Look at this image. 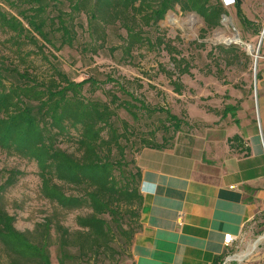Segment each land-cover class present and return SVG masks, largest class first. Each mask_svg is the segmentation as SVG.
<instances>
[{
    "label": "rangeland",
    "instance_id": "1",
    "mask_svg": "<svg viewBox=\"0 0 264 264\" xmlns=\"http://www.w3.org/2000/svg\"><path fill=\"white\" fill-rule=\"evenodd\" d=\"M48 1L50 6L46 3ZM242 3L251 18L256 16L258 20L260 29L258 27L255 41L251 35L257 33V27L243 26L235 5L222 16L219 27L208 29L197 13H184L177 4L156 26H144L141 36L145 41L129 52L128 33L123 24L107 25L104 42L103 38H98L102 31L92 33L88 13L74 11L72 0H46L45 11L40 13L36 0H0V10L21 19L30 32L20 36L0 25V65L22 73L29 72L39 82L48 81L56 69L73 82H94L84 86L82 95L89 101L107 103L115 111L114 124L123 136L120 142L126 150V157L121 160L115 150L114 160H120L126 170L135 172L134 161L145 146L144 139L171 142L178 133L198 128L192 116L198 115L208 99L215 98L211 94H215L217 86L239 82L243 72L247 77V69H251L250 74L254 76L264 41V0H242ZM22 12L49 20L46 29L51 34V44L32 32L23 20ZM61 12L65 25L71 30L72 45L65 43L68 39L63 37L61 24L56 19ZM128 22L134 24L131 16ZM219 33L230 38L238 34L241 42L227 43L218 38ZM235 47L238 49L233 50ZM239 52L245 53L250 60ZM182 70H188V73H181ZM14 81L13 77L6 79L8 86ZM174 82L183 84L181 93L175 90ZM114 97L119 99L117 103H114ZM169 114L182 121L179 131H175V122L169 120ZM104 136L108 138V130ZM79 138V133L71 130L70 135L59 136L57 145L80 158ZM58 184L69 195L81 193L75 187ZM0 186H3L2 205L14 218L18 231L32 233L31 239L36 243L41 240L46 225L52 224L53 237L49 247L52 264H60L64 256L57 224L69 230V244L65 247L67 264H120L129 259L131 247H127V236L117 227L120 224L126 230L136 228V219L126 206L121 207L117 221L109 215L103 217L114 234L110 247L91 251L82 249L75 242L83 230L77 218L90 211L67 212L46 199L35 161L0 148ZM224 259L222 264H264V228L251 225L241 248ZM13 261L0 242V264H14Z\"/></svg>",
    "mask_w": 264,
    "mask_h": 264
},
{
    "label": "trees",
    "instance_id": "2",
    "mask_svg": "<svg viewBox=\"0 0 264 264\" xmlns=\"http://www.w3.org/2000/svg\"><path fill=\"white\" fill-rule=\"evenodd\" d=\"M6 2L13 0H4ZM18 1V0H16ZM22 1V0H21ZM38 2L37 12L45 11L44 1ZM73 9L86 11L89 15L92 33L99 34L105 42V27L120 22L127 29V47L130 52L139 43L145 41L141 36L144 26L153 27L164 20L169 10L175 5L181 6L182 12L197 13L208 29L220 26L227 9L220 0H72ZM50 6V2H46ZM237 14L247 27L254 23L246 18L242 11V2L236 0ZM32 32L37 33L46 43H52L51 34L47 31L48 19L38 15L28 16L22 12ZM134 24L131 25L129 17ZM59 19L63 37L69 45L73 43L70 28L65 25L62 12ZM48 20V21H47ZM55 24V20H52ZM0 25L6 30L14 31L20 36L30 33L24 22L0 10ZM139 30H138V29ZM103 35V36H102ZM94 36V35H93ZM238 48L235 47L233 50ZM241 56L249 57L239 52ZM239 57V56H237ZM181 73H188L182 70ZM180 73V75H181ZM13 77L14 82L8 86L6 79ZM89 80L73 82L68 76L55 70L54 75L44 82H39L29 72H20L0 65V148L16 153L35 161L40 170L42 194L61 209L72 212L89 210L86 216L77 218L83 229L75 242L81 248L94 251L103 246L110 247L114 234L107 221L109 215L117 221L120 209L126 206L132 217L136 219V228L126 230L118 224V231L127 236V247H132L135 235L141 229L140 211L142 194L140 192L141 170L134 164L136 171H128L120 160H114L113 152H119L121 160H125L126 150L122 146L121 136L114 124L116 113L107 103L89 101L82 95ZM177 93H181L183 84L174 82ZM114 103L119 99L114 97ZM142 103V102H141ZM127 105V103H125ZM169 120L175 122V131H179L182 121L173 114ZM167 129V128H166ZM74 130L79 133L80 158L58 147V138ZM108 130V138L104 136ZM154 142L144 139V148L163 149L172 143ZM142 149V150H143ZM58 182L75 187L81 191L78 196L69 195ZM0 186V242L13 257L14 264H52L49 247L52 244L51 226L47 224L41 240L36 243L31 239L32 233H23L14 226V218L4 209ZM60 235L63 259L60 264H67L65 247L69 244V230L60 224L56 226ZM131 252V248H130ZM129 252V254H130ZM213 264H222L221 258Z\"/></svg>",
    "mask_w": 264,
    "mask_h": 264
},
{
    "label": "crops",
    "instance_id": "3",
    "mask_svg": "<svg viewBox=\"0 0 264 264\" xmlns=\"http://www.w3.org/2000/svg\"><path fill=\"white\" fill-rule=\"evenodd\" d=\"M242 11L257 27L255 41L258 20L243 3ZM256 65L254 76L247 69L239 82L217 86L192 116L198 128L139 152L141 229L120 264L223 262L251 225L264 228V41ZM228 234L238 238L231 245Z\"/></svg>",
    "mask_w": 264,
    "mask_h": 264
},
{
    "label": "built area",
    "instance_id": "4",
    "mask_svg": "<svg viewBox=\"0 0 264 264\" xmlns=\"http://www.w3.org/2000/svg\"><path fill=\"white\" fill-rule=\"evenodd\" d=\"M222 3L225 7L234 6V5H236V0H222ZM263 38H264V31L262 33V39ZM257 58H258V55L256 56V59ZM256 62H257V60H256ZM237 239H238L237 237H234L233 235L228 234L225 236L224 242L226 245H231Z\"/></svg>",
    "mask_w": 264,
    "mask_h": 264
},
{
    "label": "bare ground",
    "instance_id": "5",
    "mask_svg": "<svg viewBox=\"0 0 264 264\" xmlns=\"http://www.w3.org/2000/svg\"><path fill=\"white\" fill-rule=\"evenodd\" d=\"M218 38L220 39V40H224V41H226L227 43H234V42H236V41H239L236 37L235 38H230V37H226V36H224L222 33H219L218 34Z\"/></svg>",
    "mask_w": 264,
    "mask_h": 264
},
{
    "label": "water",
    "instance_id": "6",
    "mask_svg": "<svg viewBox=\"0 0 264 264\" xmlns=\"http://www.w3.org/2000/svg\"><path fill=\"white\" fill-rule=\"evenodd\" d=\"M236 38L239 40V42H241V39L239 37V35L237 34L236 35ZM236 44H238V42H236ZM253 51L252 47L250 46V53Z\"/></svg>",
    "mask_w": 264,
    "mask_h": 264
}]
</instances>
